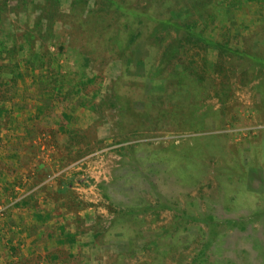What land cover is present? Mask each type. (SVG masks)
Masks as SVG:
<instances>
[{
  "label": "rangeland",
  "instance_id": "1",
  "mask_svg": "<svg viewBox=\"0 0 264 264\" xmlns=\"http://www.w3.org/2000/svg\"><path fill=\"white\" fill-rule=\"evenodd\" d=\"M3 2L14 58L33 45L51 65L20 60L0 88V155L22 163L3 181L2 263L186 264L212 237L205 264H264V0H199L205 12L180 17L247 54L219 70L213 47L113 12L162 0ZM12 213L29 232L4 228Z\"/></svg>",
  "mask_w": 264,
  "mask_h": 264
},
{
  "label": "trees",
  "instance_id": "2",
  "mask_svg": "<svg viewBox=\"0 0 264 264\" xmlns=\"http://www.w3.org/2000/svg\"><path fill=\"white\" fill-rule=\"evenodd\" d=\"M196 1V2H195ZM199 0H188L189 4H187V2L185 4L181 3L178 5L177 8H172L168 2L169 0H162V2H154L150 3L149 6L145 7V8H136L133 7L130 4H127V2H112L113 4V12L115 16H121L123 17L124 21H130L132 23H137L139 25V27L142 29V27L144 25H153L152 28V35L156 34L157 31L159 30H170L171 28H173L175 31H177V40H176V45L179 44H188L191 45L192 43H205L208 46L213 47L214 50H216L218 52V54L220 55V64H216V69H222L221 68V60H224L225 57H230V56H234L237 54H240L242 57H248L246 53H242V51H240L239 49L235 48L234 46H232L228 40L226 42H224V44L220 43V42H216L210 38L207 37V29L209 28V23L207 20H205V23L203 25V27H201L200 32H198V27L195 25H190L189 23H185L183 25H180V17L183 14H190L191 13H199V5H201V9L200 11H204L206 10L205 8V4L206 2H198ZM4 3V2H3ZM7 2L4 3V7L0 6V88L1 87H6L5 86V77H4V72L8 69L12 70L13 73V77H11L10 81L14 83V80H17V74L16 72L20 69V60L22 61V63H29L32 67L34 66L35 68H37L38 70H45L46 67L49 70L50 67V63L51 61H47L46 57L44 56H40L39 54H37V52L35 51V47L32 45V47L28 48V51L30 50L29 56L30 59L24 60L22 58H18L17 60L14 58L16 55L14 54V52L10 49L9 47V41L11 39V30H9L6 26V16H5V4ZM157 3V7L159 8L161 7H165L167 11H169L170 16H168V18H161L158 17L154 10V7H156ZM205 3V4H204ZM199 4V5H198ZM204 5V6H202ZM177 9V10H174ZM177 18H174V17ZM181 21H185V20H181ZM209 21H214V19L211 17ZM127 23V22H126ZM180 23V24H179ZM125 26H130L129 24H125ZM133 29V28H132ZM141 35V32L138 34H135V37L137 38L138 36ZM171 47L167 48L165 53H164V58L165 59H169L171 56L170 54V49ZM20 49H24V44L21 45ZM172 55V54H171ZM222 56V57H221ZM8 61V64H4V61ZM46 69V71H47ZM163 72L161 70V68H158V72L157 74ZM4 99V98H3ZM4 100L0 99V104L4 103ZM206 222L209 221L210 223H212L213 225L210 226V228L212 229V233H214V231L216 230L215 228L217 226H219L218 224H214L215 223V219L212 216H208L207 219L205 220ZM208 222V223H209ZM226 223V222H224ZM228 224H232L231 226H238L239 223L235 222V221H229L227 222ZM243 228V226H242ZM214 230V231H213ZM214 236L216 234H213ZM213 236V237H214ZM212 240V237L208 240L207 243L205 242H201L200 245L197 246V249L195 252V254L192 256V259L187 262L186 264H205L207 262V255H206V250L208 249V247L210 246V242ZM27 261H20L18 262V264H24ZM34 263V262H33ZM36 264V263H34ZM39 264V262L37 263Z\"/></svg>",
  "mask_w": 264,
  "mask_h": 264
},
{
  "label": "crops",
  "instance_id": "3",
  "mask_svg": "<svg viewBox=\"0 0 264 264\" xmlns=\"http://www.w3.org/2000/svg\"><path fill=\"white\" fill-rule=\"evenodd\" d=\"M1 151V150H0ZM12 159H14V160H12ZM20 162V163H19ZM20 165H22V163H21V158L20 159H18V158H16V157H13V158H2V155H0V200H1V197L3 196L2 194H6L5 192H3V190L2 189H5L4 191H6V192H9V191H11V189H6V185H4L3 184V181L4 182H9V184H15V180H16V178H18L19 176L18 175H22V172L20 171L21 170V168H20ZM9 173L11 174V175H9ZM7 180V181H6ZM29 204L31 205V201H30V203H27V205L29 206ZM27 206V207H28ZM32 207V206H31ZM32 213V212H31ZM12 214H14V218H15V222L14 223H11V225H6L4 228H7V229H9V230H11L12 232L13 231H30V228H29V225H30V223H29V225L27 224V225H25V224H23V220L21 221V219H22V217L21 218H18L17 217V214L18 213H12ZM12 214H10L11 216H12ZM16 214V215H15ZM28 215V212L27 213H22V215L24 216V215ZM9 215V216H10ZM25 215V216H26ZM16 216V217H15ZM11 219H12V217L10 218L9 217V219H8V221H11ZM17 231V232H18ZM20 234H21V232H19ZM14 235V239H13V237H12V242L11 243H14L13 244V246L12 247H14V248H17V247H15V244L20 240V238H19V236H17L15 233H13ZM30 234V233H29ZM29 234H27V235H29ZM22 238H25V239H27L26 237H24V236H22ZM1 247H3L2 246V241H0V248ZM1 251V250H0ZM2 256V255H1ZM20 259V254H16V256H15V258L14 259H12V260H16L15 262H17L18 260ZM0 262L2 263V261L0 260ZM3 264V263H2Z\"/></svg>",
  "mask_w": 264,
  "mask_h": 264
}]
</instances>
